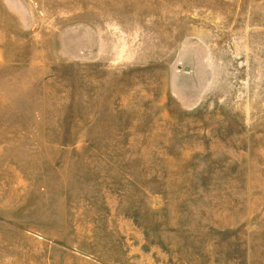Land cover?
Wrapping results in <instances>:
<instances>
[{
	"label": "rangeland",
	"instance_id": "1",
	"mask_svg": "<svg viewBox=\"0 0 264 264\" xmlns=\"http://www.w3.org/2000/svg\"><path fill=\"white\" fill-rule=\"evenodd\" d=\"M0 264H264V0H0Z\"/></svg>",
	"mask_w": 264,
	"mask_h": 264
}]
</instances>
